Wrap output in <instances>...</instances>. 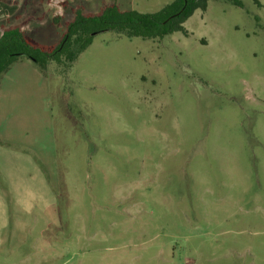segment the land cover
<instances>
[{
	"label": "rangeland",
	"instance_id": "374dc122",
	"mask_svg": "<svg viewBox=\"0 0 264 264\" xmlns=\"http://www.w3.org/2000/svg\"><path fill=\"white\" fill-rule=\"evenodd\" d=\"M170 1L0 0V27L52 45L77 7ZM239 1L2 75L0 264H264V0Z\"/></svg>",
	"mask_w": 264,
	"mask_h": 264
},
{
	"label": "trees",
	"instance_id": "16d2710c",
	"mask_svg": "<svg viewBox=\"0 0 264 264\" xmlns=\"http://www.w3.org/2000/svg\"><path fill=\"white\" fill-rule=\"evenodd\" d=\"M209 0H171L154 13L121 10L116 2L102 6L95 13H85L82 7L73 11L65 23L60 40L52 45L42 44L24 32L21 24L0 27V79L21 58L31 60L44 73L54 62L68 69L91 44L93 36L111 31L141 39H162L175 32L187 35L183 24L196 10L204 12ZM235 6L239 0H226ZM58 17L54 19L57 21Z\"/></svg>",
	"mask_w": 264,
	"mask_h": 264
},
{
	"label": "crops",
	"instance_id": "0c3cea01",
	"mask_svg": "<svg viewBox=\"0 0 264 264\" xmlns=\"http://www.w3.org/2000/svg\"><path fill=\"white\" fill-rule=\"evenodd\" d=\"M11 13V12H10ZM11 14H8V15H1L0 16V22L2 21V20H4L5 18H8L9 16H10ZM17 24H21V21L19 22L18 21V23L17 22H15V24H12V25H17ZM22 25V24H21ZM1 26V25H0ZM23 27V26H22Z\"/></svg>",
	"mask_w": 264,
	"mask_h": 264
}]
</instances>
